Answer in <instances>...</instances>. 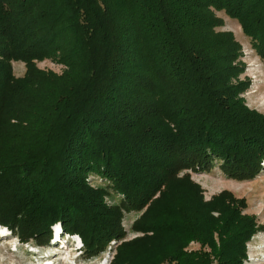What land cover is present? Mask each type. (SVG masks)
Wrapping results in <instances>:
<instances>
[{"label":"trees","instance_id":"1","mask_svg":"<svg viewBox=\"0 0 264 264\" xmlns=\"http://www.w3.org/2000/svg\"><path fill=\"white\" fill-rule=\"evenodd\" d=\"M187 1L0 0L1 226L46 243L60 221L95 255L125 238V212L148 206L132 226L143 235L119 244L112 264H244L262 227L243 214L246 201L230 191L205 200L179 175L221 162L231 178H256L264 114L240 97L248 83L231 32L219 33L228 43L215 71L184 39L198 22ZM195 2L212 29L213 8L238 20L264 60V0ZM44 59L74 81L39 70ZM14 60L26 63L23 77ZM91 174L108 183L94 186Z\"/></svg>","mask_w":264,"mask_h":264},{"label":"rangeland","instance_id":"2","mask_svg":"<svg viewBox=\"0 0 264 264\" xmlns=\"http://www.w3.org/2000/svg\"><path fill=\"white\" fill-rule=\"evenodd\" d=\"M183 3L198 18L197 23L189 22L187 24L189 31L183 37L185 40H192L193 37L195 45L199 47L198 49L205 50L211 59L228 43L227 38L220 36L219 33L231 32L235 40L240 43L242 55L238 57L237 62L242 64L243 71L239 74L238 79L248 83L240 97L244 99L249 108L264 114V60L252 47L250 38L243 33L240 22L228 15L225 10L213 8L214 15L220 21L215 19L213 24L216 25L212 29L209 24V20L212 18L202 4L199 6L195 0ZM172 8L174 10L176 5L174 4ZM126 14L127 12L122 10V19L125 18ZM130 33L131 35L134 34V30L132 29ZM212 60L213 62L210 61L208 66L212 65L215 71L217 64L214 59ZM11 64L16 77L25 75L27 70L25 62L14 60ZM36 66L48 74L60 78L66 77L68 81H74V70H70L64 63L53 59H44L38 61ZM214 82L217 84L218 79L215 78ZM221 164V162H215L213 166L205 170H184L179 176L186 173L191 174L193 181L202 187L205 200H210L223 191H230L237 198L246 201L247 207L243 210V214L255 216L258 225L262 227L247 244L248 258L244 264H264V160L262 162L263 169L259 175L252 180L244 181L236 180L225 174ZM89 181L94 186L108 183L96 174H91ZM116 198L124 199L118 193H116ZM107 202L112 203L110 200ZM143 211L140 213L125 212L122 222L126 231L125 238L111 241L106 249L95 255H88L79 234L66 232L60 221L51 226L52 237L46 243H40L34 239L23 241L18 234L13 233L8 227L0 226V264H112L119 244L143 235V233L132 230L134 222ZM55 233L56 236L60 235L61 239L56 240ZM199 248L200 243L198 242H192L189 246V250Z\"/></svg>","mask_w":264,"mask_h":264},{"label":"bare ground","instance_id":"3","mask_svg":"<svg viewBox=\"0 0 264 264\" xmlns=\"http://www.w3.org/2000/svg\"><path fill=\"white\" fill-rule=\"evenodd\" d=\"M1 226V225H0ZM3 227V226H2ZM56 229V228H55ZM8 230V229H7ZM60 234V233H59ZM55 237H56V240L58 239H61L60 235L56 236V233H55Z\"/></svg>","mask_w":264,"mask_h":264}]
</instances>
